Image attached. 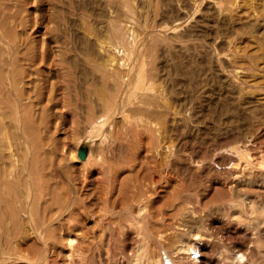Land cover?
Returning <instances> with one entry per match:
<instances>
[{
	"label": "rangeland",
	"instance_id": "rangeland-1",
	"mask_svg": "<svg viewBox=\"0 0 264 264\" xmlns=\"http://www.w3.org/2000/svg\"><path fill=\"white\" fill-rule=\"evenodd\" d=\"M0 68L28 73L18 90L26 92L27 101L32 97L29 114L35 128L30 129L39 131L34 136L24 133L26 122L22 124L15 108L19 98L12 92L13 103L0 106V170L15 171L19 194L32 184L27 175L31 168L39 166L37 177L44 175V186L58 184V201L69 190L86 200L92 195L91 208L99 213L105 197L113 193L116 175L118 185L136 182V190L164 209L173 195L178 205L202 200V209L197 208L208 223L219 215L218 203L233 196L237 153H248L264 165V0H0ZM140 69L148 70L146 82L159 91L144 111L136 84ZM130 71L137 76L124 75ZM116 87L121 90L115 92ZM112 92L118 102L110 110ZM130 92L134 96L129 105L125 99ZM121 110L131 123L120 117ZM84 142L89 145L85 160L78 155ZM17 171H25L23 178ZM60 210L57 202L51 213L60 217ZM81 211L80 227L72 230L74 243L84 244L89 236L95 250L113 253L119 242L112 227L102 235L98 219ZM56 217V232L47 239L45 251L43 240L38 243L40 258L20 262L68 264L67 228L58 226L62 219ZM20 219L14 225L6 218L9 224L3 222L2 230L0 226L2 245L14 252L37 238L34 223ZM209 229L210 251L204 256L192 252L196 259L229 253L244 241L222 221L214 220Z\"/></svg>",
	"mask_w": 264,
	"mask_h": 264
},
{
	"label": "bare ground",
	"instance_id": "bare-ground-1",
	"mask_svg": "<svg viewBox=\"0 0 264 264\" xmlns=\"http://www.w3.org/2000/svg\"><path fill=\"white\" fill-rule=\"evenodd\" d=\"M116 30H117V27L115 31ZM36 66L38 67V65ZM13 68L14 66H12V69ZM17 68L18 67H16V69ZM2 69L0 68V92H1L0 94L2 95L0 97V106H2L1 104L3 105L6 104V106L11 105L13 103L12 95L14 91H16L15 92L16 96L19 98V103H18L19 109H18V106L15 108H17V110H20L22 114L20 116H22V119H23V121L21 122L23 124L25 120L26 122L25 127L28 129L27 131H24V133L28 132L29 135L34 136L35 135L34 131L36 130L32 131L30 129L33 126L31 125L33 120L30 116L31 113L29 111V108H31L29 106L33 104V103L29 104V102H31V100L33 99H31L32 97H30V99L28 100L29 102L27 101L28 95L25 94L26 92L22 90L25 87L24 88L21 87L22 91L18 90L20 81L23 82L25 75H27L28 73L26 72L27 74L25 75L24 73H22L24 75V76L22 75L23 76L22 77L21 75H18L20 73L19 70H18L19 73L11 72L10 74L9 71L6 72L4 71V69L3 70ZM140 70L141 71H137V73L139 72L138 73L139 74L138 83L136 81L137 86L139 85L138 86L139 89L137 91L141 92L139 94L140 100L138 99L139 101L138 100H134V101L135 103L136 101H138L139 108L144 111V109L148 107L150 108V106L154 104L156 98L158 97L157 96L155 98V96L156 94L158 95L159 91L158 93L154 92V89H155L153 88V86L155 85L154 83H152L151 81L146 82L147 80L146 77L148 76H146L147 73L145 74V72L146 71L148 72V70H145V71L143 69H140ZM16 71L17 70L13 72H16ZM44 73L46 75L47 72L44 71ZM116 73L118 75L119 72H116ZM127 73H131V71L124 73V75L125 74L127 75ZM137 73L134 75L131 73L133 76L132 75L130 76L135 77L137 76ZM34 75L38 77V75L36 74ZM124 75L122 74L121 78L125 79L126 76L124 77ZM33 76L30 75V77L32 78ZM152 76L150 77L151 80H152ZM130 79L132 78L130 77L129 80ZM119 80L122 81L121 79ZM129 80L128 82L130 83ZM135 80L137 79L135 78ZM150 82L151 84H153L152 86ZM123 83H125V81ZM133 83L132 85H134ZM22 84H20V86ZM120 85H121L120 87H122L121 89H123L122 83ZM132 85L129 84V86H132ZM120 87H118V89L116 87L117 90L115 89L116 90L115 92H119L118 90H121ZM128 88L129 87H127V91L129 90ZM131 88L132 87H130V89ZM140 88L143 90L140 91ZM155 90H158V89H155ZM125 91H123V94L125 93ZM121 94L122 93H120V95ZM132 94L131 92L129 96L127 94V97H126L127 99L123 98L125 94L124 96L122 95V97H120L119 99L122 98V100L125 99V101L130 102L132 100L131 99ZM117 96H118L117 94L114 96V93L108 96V99H107L108 107L107 108H109L110 110H112L114 106V102H116ZM15 104L16 103L14 102V105ZM116 104L115 106H117ZM131 104H132V101H131ZM153 106H156V105H153ZM153 108L155 107H152L151 109ZM7 109H8L7 110L8 113L10 110L12 113L13 108L10 110L9 108ZM119 113H120V117L122 116L121 118L124 119V121H126L125 119L128 120L127 122H129V119L131 120V118L128 117L130 115L126 114L124 110H121ZM34 124H35V121H34ZM25 127L23 129H25ZM38 132L39 131H36V134ZM40 135L41 134L39 133V136ZM40 140H41V137L37 142L38 144L40 143L39 142ZM39 146L41 145H36L35 148L38 149ZM237 154H238L239 161L236 165H234L236 169H233V170L230 169L233 172L231 174H234L232 175L233 182H235L236 184H234V187L232 186L233 193H231L232 191L230 190L231 189L230 186H229L230 189H228L231 191L230 196H232V194L233 196L232 198L229 197L230 199L228 200H226L227 199L226 198L225 201H223L220 204L218 203V208L216 207V209L218 210L219 215L217 216L216 214V217H214L213 219H209L210 221L208 223L206 221V216L202 214L203 211L197 208V206L198 207L200 206L199 202L202 200L199 201L197 199L198 202L190 201L191 202L190 204H188L189 202L186 204H182L183 201L181 202L178 201L179 203H181L178 205L176 202V199L173 197L175 195H173L167 205V208L164 209V208L156 206L153 198L148 197V195L143 196L142 192L136 190V182L131 183L128 186L124 187L121 181L120 184L118 185V180H117L116 175H114V179L112 182L113 193L105 197L106 205L98 213L91 208V206L94 203V198H95L92 195H86L88 197V199L86 200V197H83V195L79 193L74 194L72 193V191L69 190L67 193H64L65 194L63 195L64 197L62 196L63 200L62 201L59 200L60 201L59 202L58 194H57L59 190L57 191V188H56V185L58 184H55L54 181L52 182L49 181L50 183L48 184V181H47L48 185L44 186L41 183L44 175L41 173L43 175L42 178L40 177L41 175L39 176L42 180L37 177L38 174L40 173L39 172L37 174L38 169H40L39 166H38V169L31 168L30 174H27L29 175V178H30L29 180L32 181L31 182L32 184L29 186L26 184L28 188H25L24 190H26V192L25 193L23 192L22 194L21 193L19 194V188L21 186L17 188V182L19 183V181L16 182L15 179H17V177L15 178L14 177L15 175H13V172L15 171H12V170L6 171V169L5 171L0 170V226H1V230L5 226L3 225V222H5L4 219L8 218L9 219L8 222L11 220L14 225H18V223L21 222L19 220L22 219V218L20 219V217H23V218L26 217L34 223L32 226L34 227V232L36 233V236H37V238L33 242L29 243L27 246H24L18 252L16 251L14 252L10 249L11 246L9 247V246L2 245V243H4V241L3 242L1 241V238L3 237L1 233L3 231L1 232L0 230V264H24L20 261H27V260L37 261L40 258L38 254L41 255L43 251H45V249L49 245L47 239L51 238L56 232V226H54V217H56V215L55 216L54 214L52 215L51 210H53V204L57 202L58 204L60 203L61 210H60L59 215L62 219V222H59V224L58 223L57 224L59 226L62 223L64 227L67 228V231H65L66 234L64 233L65 234L64 240H66L65 245H67L70 248V252L67 255L68 264H264V165L260 161H254L248 153L238 152ZM74 156L76 159H78L77 154H75ZM36 158L39 159V157H36ZM261 158H264V152L261 153ZM37 162H41L40 159ZM33 163H34V160H33ZM8 169H11V167ZM18 174L16 175L18 176ZM24 174H25V171H24ZM24 174L22 175L19 174V176L21 175L20 177H22ZM26 178L28 179V176ZM19 180H22V179H19ZM25 180L24 182L27 181ZM44 180H45V177H44ZM85 185H88V182H86ZM24 190H21V191H24ZM180 190H183V189H179L178 195L180 194ZM184 191H185V188H184ZM62 197L60 198L62 199ZM192 197L193 198L191 199L193 200L194 196ZM176 198H178V196H176ZM182 200H184V197ZM216 200H218L217 197H216ZM214 201L212 203H214ZM220 201H221V198H220ZM185 202H187V200H185ZM204 205H207V204L204 203ZM201 207L202 206H200V209H202ZM208 207H210L209 204H208ZM210 209L209 211H207V209H203V210H206L207 212L210 213L212 211ZM80 211L87 215L94 216L95 218L98 219V223L100 225L102 235L106 227L107 228L112 227L111 228L112 235L115 238V240L119 242L118 248L115 247L114 245L116 249L112 250L114 251L113 253L111 252V250L110 252L108 251V253H104L102 250H95L96 244L92 243L89 236H87L84 239V242H85L84 244H80V242L76 244L74 243L72 230L77 231V229H79L80 227V223H79V220L81 219L79 215ZM214 211H215V208H214ZM4 215H6V218H4ZM212 216H215V214ZM60 217L58 216L56 218L60 219ZM208 218H212V217H208ZM214 220L224 222V224H226L229 228H232L231 230L241 234L244 238V241L239 242V244L233 245V247L231 248L232 251L229 253H220L215 257L209 256V257L196 259L195 256L194 257L192 256V252L194 253L199 252L201 253L202 256H204L207 253L206 250L210 251V246L212 245L211 243L213 242L212 241L213 233L211 229H209V227L211 228L212 222ZM5 223L8 225L10 222L9 223L5 222ZM5 230H6V227L4 231ZM5 233L6 232H4V235L8 234V233L6 234ZM8 238H6L7 242L9 240ZM41 239L43 240L42 243H43V246H45V248H43V251L39 253L40 251H37V248L41 247L38 244L40 243ZM9 241L11 243V240ZM163 251L166 254V256H164ZM47 257L46 258L43 257L44 262L47 259Z\"/></svg>",
	"mask_w": 264,
	"mask_h": 264
},
{
	"label": "water",
	"instance_id": "water-1",
	"mask_svg": "<svg viewBox=\"0 0 264 264\" xmlns=\"http://www.w3.org/2000/svg\"><path fill=\"white\" fill-rule=\"evenodd\" d=\"M78 155L83 160L87 159L89 155V145L87 142H84L80 145Z\"/></svg>",
	"mask_w": 264,
	"mask_h": 264
}]
</instances>
